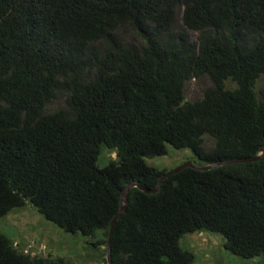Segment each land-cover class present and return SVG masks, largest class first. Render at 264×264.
<instances>
[{"label":"trees","instance_id":"obj_1","mask_svg":"<svg viewBox=\"0 0 264 264\" xmlns=\"http://www.w3.org/2000/svg\"><path fill=\"white\" fill-rule=\"evenodd\" d=\"M263 75L264 0H0V219L31 205L66 233L101 232L84 249L108 264L126 187L171 172L147 159L169 147L199 166L260 153ZM203 78L213 87L187 101V82ZM104 149L116 159L100 167ZM204 231L264 264V158L185 168L155 194L132 188L112 263L194 264L181 240ZM0 264L77 263L31 257L0 233Z\"/></svg>","mask_w":264,"mask_h":264},{"label":"rangeland","instance_id":"obj_2","mask_svg":"<svg viewBox=\"0 0 264 264\" xmlns=\"http://www.w3.org/2000/svg\"><path fill=\"white\" fill-rule=\"evenodd\" d=\"M127 39L132 37L131 33L121 29ZM228 86L232 83L227 82ZM213 83L208 78L190 80L185 86V99L195 101L200 99L204 91L212 88ZM259 96L264 94V75L260 77L256 85ZM65 98L60 96L55 102L48 106V111L53 112L63 108ZM213 142L210 138L205 139L206 149H210ZM111 159H116L114 152L104 149L98 161L100 167H104ZM194 155L189 149L177 150L168 148V154L153 159H147V165L160 170L172 171L182 164L192 161ZM0 233L8 235L14 245L26 255L31 257H63L77 264H99L97 259H90L88 252L84 249L87 242L96 243L102 239V233L97 234L96 239H84L81 235L66 233L38 213L31 205L22 209L12 211L0 219ZM181 246L191 250L195 257L194 264H263L261 257L244 259L229 252L225 248V239L212 232H196L187 234L181 240ZM104 252V246H102Z\"/></svg>","mask_w":264,"mask_h":264},{"label":"water","instance_id":"obj_3","mask_svg":"<svg viewBox=\"0 0 264 264\" xmlns=\"http://www.w3.org/2000/svg\"><path fill=\"white\" fill-rule=\"evenodd\" d=\"M262 158H264V147L261 149L260 153L257 156H255L253 158H249V159H236V160L221 161V162H215V163L204 165V166H199V165L195 164L193 161H188V162L182 164L181 166H178L173 171L165 174L160 179L158 185L154 189H148V188L142 187L138 182L130 183L126 187V189L124 190V192L122 194L120 211L115 215V217L113 218L111 225H110L109 238H108V242H107V247H108L107 263L113 264L112 263V254H111V238H112L117 220L127 210L129 191L132 188L136 187L145 193L148 192V194H155L159 191V189H160V187H161V185L165 179L169 178L172 175L180 173L185 168H190V169H194L197 171L205 172V171L218 169L220 167L228 166V165L252 163V162L259 161Z\"/></svg>","mask_w":264,"mask_h":264}]
</instances>
